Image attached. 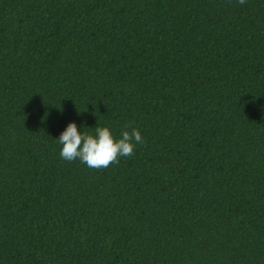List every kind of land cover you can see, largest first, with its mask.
I'll list each match as a JSON object with an SVG mask.
<instances>
[{
	"label": "trees",
	"instance_id": "1",
	"mask_svg": "<svg viewBox=\"0 0 264 264\" xmlns=\"http://www.w3.org/2000/svg\"><path fill=\"white\" fill-rule=\"evenodd\" d=\"M0 264H264V0H0Z\"/></svg>",
	"mask_w": 264,
	"mask_h": 264
},
{
	"label": "clouds",
	"instance_id": "2",
	"mask_svg": "<svg viewBox=\"0 0 264 264\" xmlns=\"http://www.w3.org/2000/svg\"><path fill=\"white\" fill-rule=\"evenodd\" d=\"M243 5L246 0H238ZM131 131L124 130L120 139H114L108 127H96L95 135L81 133L75 122H70L56 141L62 145L60 156L66 161L79 159L89 168H107L118 163V157H130L134 154L137 144H143L144 138L140 131L126 125Z\"/></svg>",
	"mask_w": 264,
	"mask_h": 264
}]
</instances>
